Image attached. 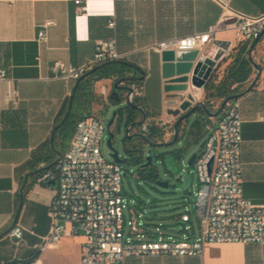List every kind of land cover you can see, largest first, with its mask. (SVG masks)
Instances as JSON below:
<instances>
[{
    "label": "crops",
    "instance_id": "1",
    "mask_svg": "<svg viewBox=\"0 0 264 264\" xmlns=\"http://www.w3.org/2000/svg\"><path fill=\"white\" fill-rule=\"evenodd\" d=\"M228 11L259 15L264 13V0H80L78 4L74 0H0V69L18 93L16 104L0 97V234L15 217L26 173L57 157L50 137L69 96L64 82L51 75L53 61L80 65L91 57L96 41L114 38L123 60L140 69L127 75L144 76L137 80L144 93L139 105L153 119L165 122L172 106L165 100L161 52L150 46L205 31ZM45 20L54 25L47 29L46 42L39 43L38 31ZM215 39L230 43L215 71L220 78L237 45L233 24L218 31ZM250 55L264 60V40L260 38ZM260 69L252 88L247 91L254 80L249 77L240 86L244 92L236 98L242 121V196L257 206L264 205V68ZM114 81L113 76L94 81L92 111L101 108L98 97L108 100L102 90L110 93ZM0 88L4 94L7 82ZM71 135L56 130L55 150L63 153ZM38 176H29L25 194L23 189L17 220L23 229L22 240L15 244L7 234L0 237V263L80 264L81 235L63 236L56 248H38L49 230L48 208L54 196V185L38 183ZM125 264H264V243H206L196 256L145 255L128 257Z\"/></svg>",
    "mask_w": 264,
    "mask_h": 264
},
{
    "label": "built area",
    "instance_id": "2",
    "mask_svg": "<svg viewBox=\"0 0 264 264\" xmlns=\"http://www.w3.org/2000/svg\"><path fill=\"white\" fill-rule=\"evenodd\" d=\"M74 1L77 4L80 2ZM229 23L233 24L237 43L250 44L264 31V13L247 15L228 11L218 24L205 31L168 39L150 46V49L155 52L195 50L197 54L193 65L209 58L213 62L211 77L230 49L228 42V49L214 59L220 49L215 44V35ZM52 25V20L40 24L37 35L39 43L46 42L47 29ZM108 25L112 26L113 23L109 22ZM214 47L216 49L210 55ZM123 59L124 54L117 50L114 38L101 39L96 41L91 57L80 65L56 60L51 63L50 72L53 78L64 82L66 94L70 96L73 84L85 72L104 62ZM190 76L186 74L185 80L180 82L164 80L165 86H184L183 89H164L167 105L172 106L170 119L165 122L155 120L144 110L145 119L136 132L148 137L150 126L155 125L163 131L161 140L172 138V127L166 125L174 123L179 115L201 102L204 92V86L191 84ZM3 81L7 82V89L2 94L0 88V97L7 103L16 104L18 93L6 78L5 71L0 69V84ZM129 86L132 100L141 106L139 103L144 96L141 84L135 81ZM102 94L108 96L109 92L103 89ZM211 121L207 126L203 150L192 163L198 177L192 202L198 225L196 235L192 225H186L191 222L187 211L176 216L184 224L185 231L177 238L172 235L156 237L140 225L138 216H134L129 208V201L123 197L122 166L107 161L100 150L106 122L89 115L76 122L59 161L53 168L42 171L37 178L38 183L45 185L54 182V196L48 208L49 230L41 238L38 245L40 251L56 248L63 236L81 235L80 264H125L128 257L145 255L196 256L201 254L206 243H264V205H254L242 196L239 101H228L223 111L217 117H211ZM125 210L128 211V218ZM188 231H192V234ZM22 232V227L16 224L7 235L13 243L18 244L22 240Z\"/></svg>",
    "mask_w": 264,
    "mask_h": 264
},
{
    "label": "rangeland",
    "instance_id": "3",
    "mask_svg": "<svg viewBox=\"0 0 264 264\" xmlns=\"http://www.w3.org/2000/svg\"><path fill=\"white\" fill-rule=\"evenodd\" d=\"M261 40H264V35H262ZM252 60L260 68H264V60L258 57L256 59L252 58ZM253 71L250 76L251 80L256 77V70ZM203 95L204 93L202 92L201 102L204 100ZM98 98L99 100L97 101L101 108L91 110V115L105 122L108 121L114 110L124 106V99H121L117 103H111L107 99L104 100L102 96ZM195 118V113L190 115L187 126ZM111 130L114 133L113 147L116 149L119 157L125 160L121 164L123 168V197L129 201V208L134 213V216H138L140 225L156 237L172 235L177 238L185 231L183 230L184 224L180 223L176 219V216L187 211L190 213L191 222L186 225L191 224L193 232H197L198 225L192 202L193 190L197 186L198 177L195 168L193 165H189L188 161L193 154H200L203 150L207 132L197 142H193L190 137L187 139L179 137L175 142L171 141L172 138L164 141L158 140L157 143H163L160 146L150 147L145 144L143 147V159L150 155L152 160L151 165L142 170L139 164L129 162V156L124 151L125 127L122 124L116 126L114 123ZM107 137V132H105L101 140L100 150L107 161H113L110 156V149L106 144ZM153 171H156L158 175L155 180L148 178L149 173ZM157 181L167 182L168 186L161 187L157 184ZM125 213L128 218V211L125 210ZM127 229L128 227L125 228V231ZM188 232L192 234V231Z\"/></svg>",
    "mask_w": 264,
    "mask_h": 264
},
{
    "label": "water",
    "instance_id": "4",
    "mask_svg": "<svg viewBox=\"0 0 264 264\" xmlns=\"http://www.w3.org/2000/svg\"><path fill=\"white\" fill-rule=\"evenodd\" d=\"M262 35H264V31H262L259 34V36L256 37L252 41V43L250 45V49H249L250 53L252 52V50L254 49V47L256 46V44L258 43L260 38L262 37ZM215 44H217L220 48L214 57V59H218L223 54V51L228 49L229 43L227 41L216 40ZM196 54H197V51H195V50H181V51L162 50L161 51V59L163 62L162 78L164 80H169L170 82H180V81L185 80L184 76L186 74H191V76H190L191 84L196 86V87H203L205 82L209 79V77L211 75L213 62L209 58H207L204 62H197L195 65H193V60L195 59ZM111 63L126 65V66H129L136 71L140 70L137 66H135V65H133L127 61L112 60V61H107V62H104L100 65L93 67L92 69L85 72L75 82L73 89L71 91V94L69 96L65 112H64L61 120L54 126L53 131H52V135L50 137V145L54 149V152L56 153L57 157L51 164L44 166V167H41L35 171H31V172L26 173V175L24 176L23 183L19 189V202H18V207H17V212L15 214V217H14L11 225L5 231H3L0 234V237L7 234L17 224L19 211H20V208L22 206L23 189L26 186V182H27L28 177L32 176V175L39 174L44 170L50 169L61 158L62 152L55 150V148H54L55 131L58 130L59 127L68 118L69 112H70V110L72 108V104H73L74 93H75L80 81L83 78L90 76L95 71L99 70L100 68H102L108 64H111ZM253 68L256 70V77L252 81L251 85L247 88V91H249L252 88V86L255 84L256 80L259 78L260 73H261L260 67L255 62H253ZM143 78H144L143 74L140 77H136L133 75H124V76L118 77L117 79H115L113 86L110 90V93L108 94L109 102H111V103H117L123 98L125 100L124 106L119 107L117 110H114L112 112L111 117L106 122V132L108 135V137L106 139V144L110 149V156L112 157L113 161L120 164V165L124 163V159H121L119 157L116 149L113 147L114 133L111 130V127L114 123L116 126H120L122 124L125 127L124 139L128 142H132L135 139H140L144 142V145L146 144L150 147L160 146L163 144L162 142H159V143L152 142L149 140V138L146 135H144L140 132L134 131V129H136L138 126H140L143 123V121L145 119V113H144V109L141 106L136 105L135 102L132 100V98H131L132 89L129 86V84L132 82H135L137 80H142ZM174 88L183 89L184 86L183 85H178V86L167 85L164 87L165 90H170V89H174ZM237 97H238L237 94H232V95H229L228 97H226L225 99H223L218 104L217 109L214 112H209V116L210 117H217L225 108L226 103L230 100L236 99ZM126 108H130L132 110H135L136 112H138L139 114L142 115V118L139 120H133V121L128 123V115L126 112ZM201 108L205 109V106L202 102H199L176 118V120L174 121V123L172 125V141L173 142H175L178 139L180 124L182 122H187L190 115H192L195 112V110L201 109ZM119 110H122L121 115L117 114V112ZM196 155L197 154H193L190 157V159L188 161L189 165H192L194 159L196 158ZM151 160H152V157L150 155L146 156V163L143 164L142 167L149 166L151 164ZM49 184L53 185L54 182L51 181ZM157 184L161 187H167L168 186L167 182L157 181Z\"/></svg>",
    "mask_w": 264,
    "mask_h": 264
},
{
    "label": "trees",
    "instance_id": "5",
    "mask_svg": "<svg viewBox=\"0 0 264 264\" xmlns=\"http://www.w3.org/2000/svg\"><path fill=\"white\" fill-rule=\"evenodd\" d=\"M249 49L250 45H248L246 42L237 43V45L232 48L231 51L233 52V59L226 67L224 74L218 78L217 73L214 72L203 87L204 100L202 103L204 104L205 109L201 108L195 110L194 113L196 114V118L189 126H187L188 121L182 122L180 124V136L178 135V138L185 137L187 139L190 137L193 142H197V140L204 136L207 132V126L211 121L209 112H214L217 109V102L219 100L225 99L229 95H238V93L244 92V90L240 89V86L250 77L251 73L253 72V61L251 59ZM132 71L133 69L129 66L111 63L95 71L90 76L83 78L74 93L73 104L68 118L59 127L57 133H67V135L70 136L74 130L76 122L83 117L91 115V105L94 101H96L93 91L94 81L104 77L108 78L110 76H113L115 79H117L118 77L127 75ZM65 109L58 118V121L61 120ZM126 112L128 115V123L135 120V118L139 116L138 112L130 108H126ZM117 114L121 115L122 110H119ZM162 134L163 131L160 128L156 127L155 125H151L148 138L152 142H157L158 140L162 139ZM123 146L124 151L129 156V162L139 164L140 169L142 170L146 168L142 167V165L146 163V157L143 159L144 142L142 140L135 139L132 142H128L124 139ZM53 167L54 165L51 168ZM157 177L158 175L156 171H153L148 175V178L154 180L157 179ZM27 189L28 187L24 189V194L27 192Z\"/></svg>",
    "mask_w": 264,
    "mask_h": 264
},
{
    "label": "flooded vegetation",
    "instance_id": "6",
    "mask_svg": "<svg viewBox=\"0 0 264 264\" xmlns=\"http://www.w3.org/2000/svg\"><path fill=\"white\" fill-rule=\"evenodd\" d=\"M127 85V84H126ZM140 115V114H139ZM139 119H141V116H137L136 118H135V120H139ZM135 131H136V129H135Z\"/></svg>",
    "mask_w": 264,
    "mask_h": 264
},
{
    "label": "bare ground",
    "instance_id": "7",
    "mask_svg": "<svg viewBox=\"0 0 264 264\" xmlns=\"http://www.w3.org/2000/svg\"><path fill=\"white\" fill-rule=\"evenodd\" d=\"M196 94H198V93L196 92Z\"/></svg>",
    "mask_w": 264,
    "mask_h": 264
}]
</instances>
